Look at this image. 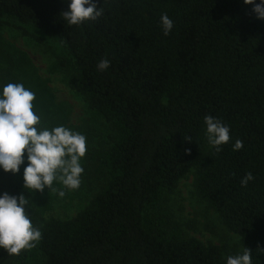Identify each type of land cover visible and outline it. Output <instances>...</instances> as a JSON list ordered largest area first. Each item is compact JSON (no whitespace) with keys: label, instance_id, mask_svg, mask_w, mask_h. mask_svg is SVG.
<instances>
[{"label":"trees","instance_id":"trees-1","mask_svg":"<svg viewBox=\"0 0 264 264\" xmlns=\"http://www.w3.org/2000/svg\"><path fill=\"white\" fill-rule=\"evenodd\" d=\"M95 2L97 20L69 26L68 0H0V18L32 24L67 50L73 88L112 131L89 156L99 190L74 217L40 227V264H226L219 245L185 235L163 211L192 169L198 197L251 264H264V20L243 0ZM103 59L111 63L99 71ZM209 115L230 128L218 152L206 144ZM4 192L22 194L32 213L29 190L0 169Z\"/></svg>","mask_w":264,"mask_h":264},{"label":"rangeland","instance_id":"rangeland-1","mask_svg":"<svg viewBox=\"0 0 264 264\" xmlns=\"http://www.w3.org/2000/svg\"><path fill=\"white\" fill-rule=\"evenodd\" d=\"M74 69L67 50L53 41L39 28L14 19L0 18V86L6 80L23 83L35 93L33 111L40 116V126L49 129L64 125L86 137V154L81 158L84 169L79 188L70 190L54 181L51 189L30 192L33 225L39 228L51 217L66 220L85 207L101 186L96 176L90 153L106 146L112 131L98 112L88 108L82 96L73 88ZM208 144V143H206ZM24 166L13 174L23 183ZM192 169L178 183L163 205L167 216L180 222L185 235L194 236L204 243L219 245L223 259L242 254L237 234L230 231L196 193ZM63 191L64 195L59 193ZM145 225L149 223L144 221ZM43 255L39 241L35 247L22 250V254L8 255L0 249V264H40Z\"/></svg>","mask_w":264,"mask_h":264},{"label":"clouds","instance_id":"clouds-1","mask_svg":"<svg viewBox=\"0 0 264 264\" xmlns=\"http://www.w3.org/2000/svg\"><path fill=\"white\" fill-rule=\"evenodd\" d=\"M252 5L257 19L264 20V0H243ZM95 0H68V10L63 11V20L69 26L95 21L102 15ZM163 34L173 29V21L165 13L161 15ZM108 59L97 65L99 71L110 66ZM35 93L23 83H7L0 86V169L16 174L24 166L23 188L43 192L51 189L54 181L66 188H79L84 169L81 158L86 154V137L64 125L51 129L40 126V116L33 111ZM205 137L210 147L217 152L230 141V128L213 116L204 117ZM243 143L237 140L233 150ZM247 173L241 180L247 186L252 180ZM60 196L64 192L59 193ZM27 200L7 192L0 194V249L8 255H19L22 250L35 247L42 233L35 227L26 210ZM226 264H251V251L245 247L242 254L228 256Z\"/></svg>","mask_w":264,"mask_h":264}]
</instances>
